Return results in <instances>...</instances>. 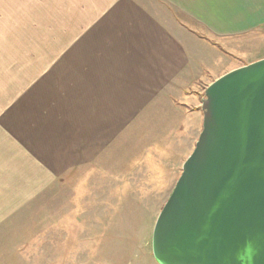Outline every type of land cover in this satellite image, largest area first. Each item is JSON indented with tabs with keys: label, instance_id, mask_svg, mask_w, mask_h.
Segmentation results:
<instances>
[{
	"label": "crops",
	"instance_id": "obj_1",
	"mask_svg": "<svg viewBox=\"0 0 264 264\" xmlns=\"http://www.w3.org/2000/svg\"><path fill=\"white\" fill-rule=\"evenodd\" d=\"M262 27L264 0H0V239L32 231L64 174L200 125L204 82L255 61L225 68Z\"/></svg>",
	"mask_w": 264,
	"mask_h": 264
},
{
	"label": "water",
	"instance_id": "obj_2",
	"mask_svg": "<svg viewBox=\"0 0 264 264\" xmlns=\"http://www.w3.org/2000/svg\"><path fill=\"white\" fill-rule=\"evenodd\" d=\"M200 109L152 255L158 264H264V57L214 79Z\"/></svg>",
	"mask_w": 264,
	"mask_h": 264
},
{
	"label": "rangeland",
	"instance_id": "obj_3",
	"mask_svg": "<svg viewBox=\"0 0 264 264\" xmlns=\"http://www.w3.org/2000/svg\"><path fill=\"white\" fill-rule=\"evenodd\" d=\"M236 41L227 48L237 58L228 56L226 69L264 57V27ZM182 120L161 127L158 142L125 150L128 164L140 157L134 166L106 157L64 174L49 188L46 207L37 208L42 217L32 231L26 229L22 239H0V264H158L153 226L201 130L196 114ZM157 130L139 128L129 139L149 140Z\"/></svg>",
	"mask_w": 264,
	"mask_h": 264
}]
</instances>
